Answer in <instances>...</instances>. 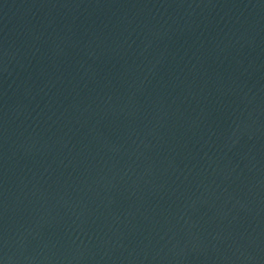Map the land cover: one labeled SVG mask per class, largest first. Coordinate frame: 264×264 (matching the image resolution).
Masks as SVG:
<instances>
[{"label":"water","instance_id":"obj_1","mask_svg":"<svg viewBox=\"0 0 264 264\" xmlns=\"http://www.w3.org/2000/svg\"><path fill=\"white\" fill-rule=\"evenodd\" d=\"M0 264H264V0H0Z\"/></svg>","mask_w":264,"mask_h":264}]
</instances>
